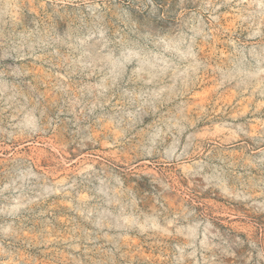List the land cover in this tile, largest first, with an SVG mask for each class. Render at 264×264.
Segmentation results:
<instances>
[{
    "label": "rangeland",
    "instance_id": "1",
    "mask_svg": "<svg viewBox=\"0 0 264 264\" xmlns=\"http://www.w3.org/2000/svg\"><path fill=\"white\" fill-rule=\"evenodd\" d=\"M0 264H264V0H0Z\"/></svg>",
    "mask_w": 264,
    "mask_h": 264
}]
</instances>
